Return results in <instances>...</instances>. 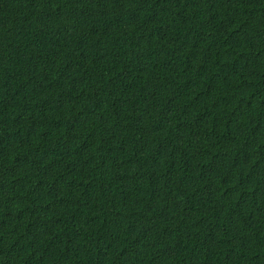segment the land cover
Segmentation results:
<instances>
[{"label": "trees", "instance_id": "obj_1", "mask_svg": "<svg viewBox=\"0 0 264 264\" xmlns=\"http://www.w3.org/2000/svg\"><path fill=\"white\" fill-rule=\"evenodd\" d=\"M0 264H264V0H0Z\"/></svg>", "mask_w": 264, "mask_h": 264}]
</instances>
